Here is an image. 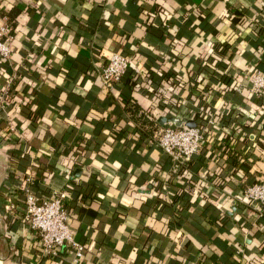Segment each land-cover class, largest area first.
Instances as JSON below:
<instances>
[{
  "label": "crops",
  "instance_id": "crops-1",
  "mask_svg": "<svg viewBox=\"0 0 264 264\" xmlns=\"http://www.w3.org/2000/svg\"><path fill=\"white\" fill-rule=\"evenodd\" d=\"M5 22L0 263L73 264L20 221L28 186L65 192L78 264H264V208L242 197L264 178V0H0ZM115 51L131 76L108 90ZM170 116L206 125L185 164L156 144Z\"/></svg>",
  "mask_w": 264,
  "mask_h": 264
},
{
  "label": "built area",
  "instance_id": "built-area-1",
  "mask_svg": "<svg viewBox=\"0 0 264 264\" xmlns=\"http://www.w3.org/2000/svg\"><path fill=\"white\" fill-rule=\"evenodd\" d=\"M12 28L9 24H0V59L7 60L11 55ZM133 58L123 52H113L102 66L100 77L103 85L112 90L131 67ZM249 91L254 97L264 99V75L255 71L249 78ZM9 96L0 92V108L5 111ZM12 127V124L9 126ZM206 125L176 127L162 125L156 133V144L161 150L179 164H185L198 153L204 140ZM24 204L20 221L38 236V243L43 252L56 255L57 250L67 246L73 250V264H78L82 246L78 245L69 223V212L64 205V191L52 192L46 197H39L26 186L23 189ZM245 200L256 202L264 208V178L246 185L242 190ZM4 264V263H0Z\"/></svg>",
  "mask_w": 264,
  "mask_h": 264
},
{
  "label": "trees",
  "instance_id": "trees-1",
  "mask_svg": "<svg viewBox=\"0 0 264 264\" xmlns=\"http://www.w3.org/2000/svg\"><path fill=\"white\" fill-rule=\"evenodd\" d=\"M130 76H131L130 75V69H128L126 74L124 75V77L121 79V81L128 82L130 79ZM128 102H127L128 104L126 103V105H125V110L134 116L138 112V109H137L138 107L136 106L135 102H130V101H128ZM139 117L141 118L142 124H145L147 126V128L144 129L145 133L150 135L152 132H154L157 129L158 126H157L156 121L151 120V119H147V117H145L141 113H140ZM168 124H171V123H168ZM197 125H200V124H197Z\"/></svg>",
  "mask_w": 264,
  "mask_h": 264
},
{
  "label": "water",
  "instance_id": "water-1",
  "mask_svg": "<svg viewBox=\"0 0 264 264\" xmlns=\"http://www.w3.org/2000/svg\"><path fill=\"white\" fill-rule=\"evenodd\" d=\"M170 122L171 124H173L176 127H181V126H186V127H192L195 126L193 121H188L186 119H181L178 117H161L159 118V122L164 123V122Z\"/></svg>",
  "mask_w": 264,
  "mask_h": 264
}]
</instances>
